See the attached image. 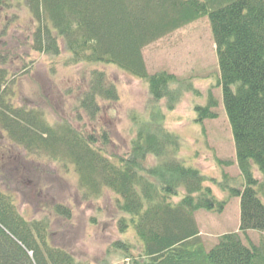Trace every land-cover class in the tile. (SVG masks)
<instances>
[{"label": "trees", "instance_id": "trees-1", "mask_svg": "<svg viewBox=\"0 0 264 264\" xmlns=\"http://www.w3.org/2000/svg\"><path fill=\"white\" fill-rule=\"evenodd\" d=\"M26 4L35 25L27 37L34 52L59 57L65 48L70 64L114 66L146 83L150 109L146 117H132L136 137L128 156L118 158L109 153L106 132L86 135L66 121L52 125L42 110L16 107L9 72L2 67L0 127L13 148L78 175L85 199H97L103 190L116 194L121 199L118 209L126 214L120 232L131 227L135 243L123 240L114 247L132 264H264V0H26ZM204 18L211 26L218 62V76L206 79L214 77L211 86L221 90L241 174L235 187L224 176L223 184H228L220 188L228 194L226 201L217 200L206 187L212 180L182 156L181 137L165 126L167 113L185 93L197 100L203 99L201 94L166 71L150 75L144 58L147 47ZM89 82L77 108L95 122L102 112L100 102H117L119 93L101 71H93ZM211 93L210 89L206 103L195 101V126L218 118L214 111L218 101ZM150 159L154 165H148ZM217 163L223 166L222 161ZM32 178L39 182L37 173ZM18 198L10 184H1L0 264H88L63 243V237L50 232L49 218L30 222L22 217ZM233 198L240 201L239 233L221 236L208 250L200 240L195 214H221ZM54 208L56 216L72 217L62 203ZM253 232L259 234L258 243L248 238Z\"/></svg>", "mask_w": 264, "mask_h": 264}, {"label": "rangeland", "instance_id": "rangeland-1", "mask_svg": "<svg viewBox=\"0 0 264 264\" xmlns=\"http://www.w3.org/2000/svg\"><path fill=\"white\" fill-rule=\"evenodd\" d=\"M1 1L0 67L5 66L10 71V86L16 94L14 104H39L50 121H66L86 135L104 131L110 140L109 153L125 159L136 137L132 117H146L150 109L146 83L114 66L70 64V54L65 48L61 49L59 57L35 53L31 42L27 41L29 29L35 25L26 0ZM211 34L209 20L204 18L147 47L144 58L150 75L166 71L201 94L203 99L196 97L195 100L192 93H185L174 111L167 113L165 126L181 137L182 156L216 184L210 181L206 187L211 188L217 200L226 201L228 194L220 187L225 188L228 183L238 186L241 174L232 130L221 103V90L212 87L214 77L206 79L209 75L218 76L216 47ZM93 71L104 73L119 93L117 102H100L102 112L95 122L77 108ZM210 89L218 101L214 110L218 118L205 121L203 127L195 126V101L206 103ZM1 147L5 152L0 153V186L5 182L17 191L20 200L17 209L22 217L30 222L49 218L50 232L57 238L63 237V243L88 264H132L114 247L123 240L134 242L131 227L124 234L120 232L119 223L126 214L118 209L121 199L116 194L103 190L97 199H85L86 191L81 190L78 175L71 172L68 175L66 169L53 163L18 159L16 150L8 148L4 141H0V150ZM10 157L17 158L18 164L8 163ZM217 160L222 161L223 166L220 167ZM154 163L155 160L150 159L148 165ZM36 173L37 183L32 178ZM224 176H228L226 184H223ZM61 203L71 211V218L56 216L54 207ZM195 222L200 240L210 250L221 236L239 233L240 201L230 199L221 214L197 212ZM248 238L258 243L259 234L249 233ZM242 240L247 242L244 237ZM137 251L140 253L139 245ZM138 253H134L136 258Z\"/></svg>", "mask_w": 264, "mask_h": 264}]
</instances>
